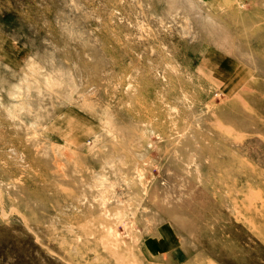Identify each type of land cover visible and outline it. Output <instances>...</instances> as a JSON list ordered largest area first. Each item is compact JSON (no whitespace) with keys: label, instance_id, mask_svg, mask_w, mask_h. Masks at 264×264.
Returning a JSON list of instances; mask_svg holds the SVG:
<instances>
[{"label":"rangeland","instance_id":"1","mask_svg":"<svg viewBox=\"0 0 264 264\" xmlns=\"http://www.w3.org/2000/svg\"><path fill=\"white\" fill-rule=\"evenodd\" d=\"M222 1L0 0V264H264V0Z\"/></svg>","mask_w":264,"mask_h":264},{"label":"crops","instance_id":"2","mask_svg":"<svg viewBox=\"0 0 264 264\" xmlns=\"http://www.w3.org/2000/svg\"><path fill=\"white\" fill-rule=\"evenodd\" d=\"M208 8L218 11L223 5L222 0H202ZM9 65H15L19 60H6ZM81 111L76 108H66L59 116H56L48 126V132L56 136L68 146L78 147L85 143L87 135L91 132V126L82 120ZM176 239L171 235L168 228H163L148 240V251L150 254L159 256L172 251Z\"/></svg>","mask_w":264,"mask_h":264},{"label":"bare ground","instance_id":"3","mask_svg":"<svg viewBox=\"0 0 264 264\" xmlns=\"http://www.w3.org/2000/svg\"><path fill=\"white\" fill-rule=\"evenodd\" d=\"M238 178H239V177H238ZM236 179H237V178H236ZM239 179H241V178H239ZM246 179H247V178H246ZM242 180H243V179H242ZM242 180H241V181H242ZM147 181H148V180H147ZM243 181H244V180H243ZM237 183H238V182H237ZM250 183H251V181H250ZM242 188H244V187H242ZM240 189H241V188H240ZM248 198H249V197H248Z\"/></svg>","mask_w":264,"mask_h":264}]
</instances>
